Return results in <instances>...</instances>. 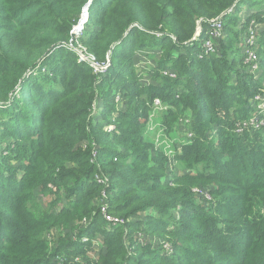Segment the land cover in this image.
Returning a JSON list of instances; mask_svg holds the SVG:
<instances>
[{
    "label": "trees",
    "instance_id": "trees-1",
    "mask_svg": "<svg viewBox=\"0 0 264 264\" xmlns=\"http://www.w3.org/2000/svg\"><path fill=\"white\" fill-rule=\"evenodd\" d=\"M90 1L78 41L95 65L110 58L102 73L68 46ZM249 3L264 0H0V264H60L66 253L64 264H81L67 229L102 237L105 254L90 264H264V135L233 133L261 87L236 48ZM217 18L226 43L212 41L206 54ZM252 18L264 67V14ZM141 52L154 65L146 83L136 74ZM155 98L171 108L169 132L179 120L193 135L177 173L144 135ZM199 185L213 186L211 203L195 196ZM103 204L124 224L108 228ZM52 229L66 231L52 241Z\"/></svg>",
    "mask_w": 264,
    "mask_h": 264
},
{
    "label": "rangeland",
    "instance_id": "rangeland-1",
    "mask_svg": "<svg viewBox=\"0 0 264 264\" xmlns=\"http://www.w3.org/2000/svg\"><path fill=\"white\" fill-rule=\"evenodd\" d=\"M88 10H89V8H88ZM88 10H87L88 15L85 18L86 21L81 26L82 27L81 30L79 32H77L76 35H72L73 39L71 40V42L69 43L68 46L77 55V57H78L77 59H79L80 61H81V59H83V61L86 64L90 65L92 63L91 61L93 59L90 55L85 53L84 47L78 41V37L80 36V33L84 30L85 25H87V22L89 19ZM258 14H262V15L264 14V4L260 6V5H253V4L249 3V4H244V6L241 8L240 14L237 16V18L239 19L238 24H237V29L239 30V32H242L243 28L244 27H246V28H245V35H244V37L243 36L240 37V42L236 45V48H237L239 53L244 55V57H245L244 63L246 61L248 53H252L254 55V57L256 58L257 68L255 70H253L250 65H246L245 71L248 74H251L255 80H258L260 85H261V87L257 90L256 94L254 95V98L256 96H260L261 98H264V67L259 63L260 57L257 53L258 49L260 48L259 34L263 31V28L259 23H256V21L252 18V16H256ZM243 18H245L246 20L248 19V21L245 20L243 22L242 21ZM222 25H223V37H222V40L220 41V43H218V44L224 46L227 38L225 37V33H224V25L225 24L223 23V21H222ZM210 29H212L211 26H210ZM235 29H236V27H235ZM200 31H201V29H200V27H198L197 32L200 33ZM218 44L216 42H215V44H213L214 51L217 50ZM202 48H203V43H202ZM214 51L210 52L209 54H214L215 53ZM138 55H139V57L137 58V64L135 65L136 66V74L138 76H140L141 79H144V83H146L147 82L146 80H148V78L150 79L149 73H150V70L154 68V65L151 66V62L148 61L149 59H148L147 55H145L144 52H141ZM42 73L49 74V71L43 69ZM163 74H164V72H163ZM235 83H236V80H235ZM145 85H148V84H145ZM254 98H253V101H254ZM155 99H159V98H155ZM155 99H153V100H155ZM123 101H124L123 96H121L118 93L116 95V98H115V105H117V104L119 105V103L121 104V102H123ZM253 101L251 100L250 114H249L248 118L256 117L257 118V126L248 128L247 130H244L242 133H238L237 132V125L241 122L240 121L234 127V130H233L234 134L243 135L246 132L249 133L250 130H255L254 132L259 131L261 133V135H264V114L257 110V106L253 103ZM161 103L163 105V108L158 110V111H154L152 109V102L147 104V106L149 108V113H148L147 123H146L145 130H144V135H145V137L149 138L153 144V150L151 152L152 155H154L155 152H158L159 154H161L165 157L166 162L168 161L167 160V154L169 151H171L172 154L175 155L174 166H173L172 170H173V173L174 172L177 173L178 170H181L178 167L177 157L182 154L183 148L186 145L191 143V139H192L193 135L191 132H189L187 126H185L186 123H184V122L180 123L179 120H178V123L175 126V128L171 132H169L167 129V126L164 124V117L167 115L165 113H167L171 108L168 104H165L162 101H161ZM93 111H94V114L96 115L95 116L96 123H101V124L105 125L106 122L102 121V116H101L102 112H103V105L101 103L100 104L97 103V105H95L93 107ZM114 114H116V113H114ZM113 115L110 118V121L112 123H114ZM179 119H181V118H179ZM107 128L110 131H114L115 134L118 133L117 130H115V126L109 125V126H106V129ZM0 131H1V129H0ZM217 136H218V134H217L216 130H214L207 137L212 139V138H216ZM183 173H185V172H183ZM193 192L197 198L202 197L200 195V193H207L208 199L206 198L207 199L206 200L205 198H203L202 203L207 204V203L212 202V199H213V196H212L213 186L212 185H206V186L199 185L198 187L193 188ZM38 200L43 206L46 205L45 204L46 200L43 201L41 198H38ZM61 200H62L61 204H64L65 198H63ZM106 215L109 217H112V218H117V219L122 220V218L117 217V216H113L110 213L106 214ZM145 216H146V213H143L140 216H134L131 219V222H133V223L141 222L142 219L144 220ZM101 218L108 228L116 227V226L112 225V223H108L104 219L103 216H101ZM86 227H88V226H86ZM65 231L66 230L59 231L57 229H52L51 231H49V233L47 235V239L55 241V240H57L59 235L63 234V232H65ZM60 232H62V233H60ZM72 232H73L72 229H70V230L67 229L66 235H67V237L71 238L70 241H72L74 239V238H72L74 236ZM126 233H127V231H126ZM50 234H53V236H54L53 239L49 237ZM133 238L135 240L144 239V242H146L147 245H150L155 250L161 251V249H162L161 244L156 246V243L154 242L153 239L145 238L140 232L135 233L133 235ZM75 240L77 243H79L78 245L83 247V249L80 250V253H77L76 257H72L71 261H73V262L78 260L79 262H93L94 263V262L98 261V258L100 255L105 254V248H104L103 244L101 243L102 237L99 234L95 235L92 238L80 237V238H76ZM88 243H90L91 245H89ZM52 246L53 245L51 244V247ZM167 246H170V245H167ZM162 252H163V254H166V255L170 254V253H164L163 250H162ZM65 255L66 256H63V258H60V260H59L60 264H64V259L69 257L68 253H66Z\"/></svg>",
    "mask_w": 264,
    "mask_h": 264
},
{
    "label": "built area",
    "instance_id": "built-area-1",
    "mask_svg": "<svg viewBox=\"0 0 264 264\" xmlns=\"http://www.w3.org/2000/svg\"><path fill=\"white\" fill-rule=\"evenodd\" d=\"M86 15H88L87 12L85 13V16ZM85 21H86V19L84 17V21L82 23L78 24L77 26H75L73 28L71 34L72 35H76L77 32H79L81 30V28H82L81 26L84 24ZM210 26H211L212 29H210V32H209V35H208L209 36V40L206 41L204 43V46H203V49H204L206 54H209L210 52L214 51L212 41L222 39V37H223V25H222V20L220 18H217L215 20L210 21ZM92 59H93V57H92ZM81 61H83V59H81ZM91 62H92L91 66L95 69L96 72H99V73L104 72L108 68V66L110 65V64H108V60H107L106 64L101 65V66L95 65L93 63V60ZM245 62L248 65H250L253 70H255L257 68L256 58L254 57V55L252 53H248L247 54V58H246ZM164 75L168 76V77H170L172 79L176 78V75L173 72H164ZM253 103L257 106V110L264 114V98H261L260 96H256L254 98ZM162 108H163V105H162V103H161V101L159 99L153 100L152 109L154 111H158V110H160ZM256 126H257V118L256 117H250V118L240 122L237 125V132L238 133H242L244 130H247L248 128L256 127ZM167 160H168L167 161L168 167H169L170 170H172V168L174 166L175 155L172 154L171 151H169L168 154H167ZM200 195L202 197H205V198L208 199L207 193H200ZM101 209H102L101 210V214H102V216L104 217V219L108 223H112V225H114V226H119V225L124 224V220L123 219L120 220V219H117V218H112V217L107 216L106 214H109V213L105 210L106 208H105L104 204L101 206ZM83 223L86 224L87 221L83 220ZM73 240H75V239H73ZM163 248L166 251H170V247L167 246V245H163ZM75 263L90 264V263H85V262H79L78 260H76Z\"/></svg>",
    "mask_w": 264,
    "mask_h": 264
},
{
    "label": "water",
    "instance_id": "water-1",
    "mask_svg": "<svg viewBox=\"0 0 264 264\" xmlns=\"http://www.w3.org/2000/svg\"><path fill=\"white\" fill-rule=\"evenodd\" d=\"M90 3H91V1H90V2L87 4V6L84 8L83 13H84V11L87 12ZM86 12H85V13H86ZM82 16H83V14H82ZM82 16H81V21L79 22V24L82 23V22L84 21V19H82ZM198 35H199V32H197V33L195 34V37L193 38L192 42L196 40V38L198 37ZM108 64H110V58L108 59Z\"/></svg>",
    "mask_w": 264,
    "mask_h": 264
},
{
    "label": "bare ground",
    "instance_id": "bare-ground-1",
    "mask_svg": "<svg viewBox=\"0 0 264 264\" xmlns=\"http://www.w3.org/2000/svg\"><path fill=\"white\" fill-rule=\"evenodd\" d=\"M85 12H86V11H84V13H83V17H82V19H84V17H85V18L87 17V15L85 16Z\"/></svg>",
    "mask_w": 264,
    "mask_h": 264
}]
</instances>
